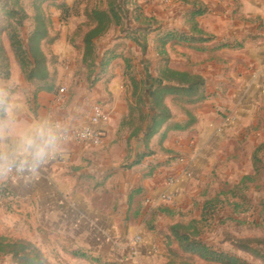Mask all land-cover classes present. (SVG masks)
Returning <instances> with one entry per match:
<instances>
[{"label": "crops", "instance_id": "1", "mask_svg": "<svg viewBox=\"0 0 264 264\" xmlns=\"http://www.w3.org/2000/svg\"><path fill=\"white\" fill-rule=\"evenodd\" d=\"M161 1L144 3L162 30L173 23L166 20L173 16L188 32L184 17L191 7L176 0L177 13L165 14ZM196 1L207 10L199 25L212 41L202 45L206 51L177 45L167 51L179 59L170 58L172 69L205 79L204 99L176 106L168 100L171 119L147 146L131 138L133 132L123 125L132 91L124 85L118 92L111 89L116 80L126 83V70L117 76L107 71L98 77L100 85L72 92L61 107L53 103L57 90L37 92L18 76L16 63L10 80L0 84V162L5 167L18 159L20 139L37 124L52 126L60 118L65 125L83 127L96 104L109 113L101 128L102 146L58 143L62 162L50 158L21 177L7 173L0 178V187L8 189L7 198L0 195V214L10 207L17 219L15 231L32 233L27 240L40 253L60 256V264H125L129 248L124 236L131 231L142 234L144 244L135 248L130 263L152 264L164 250L161 231L198 219L206 201L254 174L252 156L264 144V79L257 77L264 74V0H205L207 6ZM118 62L125 65L117 59L111 69ZM143 138L144 132L138 139ZM136 143L144 151L134 162ZM248 152L253 173L226 188L228 167L231 171ZM174 158L183 163L177 165ZM170 178L173 185L167 184ZM172 194V202L163 201ZM190 208L192 214H185ZM4 221L8 225L9 219ZM153 244L157 253L151 250Z\"/></svg>", "mask_w": 264, "mask_h": 264}, {"label": "rangeland", "instance_id": "2", "mask_svg": "<svg viewBox=\"0 0 264 264\" xmlns=\"http://www.w3.org/2000/svg\"><path fill=\"white\" fill-rule=\"evenodd\" d=\"M14 1L19 3L22 12L27 16L24 26L19 29V35L25 44L26 51H28V40L35 27L34 18L37 13L36 8L38 6L40 8L44 24L47 28V38L43 40L41 49L48 62L47 68L51 75L49 84L52 85L53 92H56V90L59 91L60 88L67 86L68 95L72 92L76 94L78 92L77 90L80 88L85 87L91 89L96 84L97 86L100 85L102 80H98L99 76L96 63H99L105 52L109 51L114 54L128 57L132 60L131 65L133 67L131 75L124 78L126 83L124 84L123 79L116 80L115 86L113 88L111 87V89L118 92L123 89L124 85V87L128 86L131 91L134 84H136L139 89L144 90V96L148 102L158 82L156 71L160 58L154 49V40L158 34L156 32L147 34V46L146 50H144L142 33H137L136 25L132 22L129 23V16L136 10L143 11L144 14L155 17L147 12V8L149 7L144 3L146 0L117 1V5L121 8L123 13V20L120 26H113L107 35L99 40L93 41L95 55H97L96 63L84 62L83 60L85 48L84 37L93 28L87 16L94 9L106 10L107 0H54L47 1L40 5L36 0ZM203 3L207 6L205 0H203ZM12 5L13 3H9L8 0H0V44L4 48L9 65L8 79L5 77L7 75L6 70H0V84L10 80V77H12V68L15 63L19 70L18 76L23 77L26 81L10 48L8 37L3 32L5 13L2 12V10H9L12 8ZM160 5L162 7V9H160L161 12H165V14L167 11H174V13L178 11L176 0H171V2L170 0H164L161 1ZM162 20H164V18ZM166 20L173 21V23L166 25L167 29L173 31H181L183 29L182 24L178 27L179 21L177 24L174 23L173 16L168 19L166 18ZM144 23V20L140 18L139 24L142 25ZM130 24L131 26L129 28L131 32L125 35L124 30L128 28ZM166 28L159 32L164 34L167 31ZM127 36H130L131 39H128ZM171 53L172 51H169L167 55H170L169 58H171L172 61L179 60ZM10 58L12 67L10 65ZM122 64V62H118L112 69L110 67L108 69L111 73L110 76L121 75L122 70L124 74L126 66ZM178 65H181V63ZM262 74L263 72L259 73L257 77L259 78V75ZM131 77L133 78V85L129 80ZM104 78L108 79L109 74ZM29 85L35 88L37 92H40V89L43 88V85L38 83H29ZM110 85L112 86V84ZM136 102V98H133L132 105L136 106ZM147 105L148 106L145 107L146 109H144L145 114H152V110L149 109L150 103H147ZM137 109H141L139 104ZM263 118L264 115H262V119ZM137 120L138 118L136 115L133 128L130 129L129 126H127L132 132L137 126ZM132 146V143L131 146H128L129 154L133 151ZM249 148L250 146H247L248 150ZM249 154L250 152L241 158V161L236 162L237 166L233 167L231 171L228 167L223 176L225 178L224 183H227V186L229 185L226 188H229L237 182L242 175L253 173L249 165ZM262 156L261 164L259 165V173L250 175L253 181L248 182L244 186L236 185L237 188L230 189V191L227 192V195L231 198H243L247 202L249 201V203H245L246 205L238 210L240 213L245 212L244 214H246L248 212L249 214H241L243 216L234 215L230 210H223L217 215L216 219L210 217L206 222L200 221L195 226L196 230L199 232V237H202L201 240L205 244L217 250L226 251L235 255L246 261L247 264H264V157L262 159ZM0 195L6 198L8 197V189L3 185L0 187ZM2 209L4 214H0V221H3V225H0V236L7 237L12 241H23L30 244L31 242L27 240V237L28 235H32V233L15 231L14 227L15 223H17V219L13 216V212L10 207L8 209L7 207L6 209ZM184 213L191 215V208L185 210ZM194 216H197V213H195ZM6 218L9 219L8 225H6L4 221ZM186 224L188 225L187 222ZM167 246V242L164 239L163 253L154 257L152 264H205L197 259H187L181 255H176V257H174L172 251H177L175 244L171 243V246L168 248ZM41 254L49 264H60V256L47 255L42 252ZM0 264L15 263L10 259H0Z\"/></svg>", "mask_w": 264, "mask_h": 264}, {"label": "trees", "instance_id": "3", "mask_svg": "<svg viewBox=\"0 0 264 264\" xmlns=\"http://www.w3.org/2000/svg\"><path fill=\"white\" fill-rule=\"evenodd\" d=\"M47 1L54 0H36L39 5ZM118 0H107L106 10L94 9L87 17L93 28L84 37V62L97 61L95 55L94 40H99L111 30L113 26L118 27L123 20V13L121 8L117 5ZM185 5H189L191 10L186 13L184 19L188 32L186 31H166L164 34L159 32L162 26L157 18L151 17L143 13V11L136 10L129 16V23L136 25L137 33L143 35V46L146 50L147 34L156 32L158 35L154 40L155 52L158 55L159 63L157 67L158 82L152 91L150 99H145L144 90L138 88L131 77L129 80L134 84L132 91V99L136 98V106H130V113L124 121V126L133 128L135 116L137 115V126L131 134V138L144 143L146 146L149 141L157 136L162 129L167 125L171 119V112L167 105L170 100L174 105H192L204 99L205 79L198 75L187 71H179L171 68V61L167 55V47L169 45H177L184 48L194 49L197 51H206V48H201L202 45L212 41L200 28L199 19L206 15L205 7L196 0H179ZM13 3L9 10H2L5 13V21L3 32L8 37L10 48L14 57L20 67L22 74L25 76L28 83L42 84L43 88L40 92H53V87L50 85L51 75L48 71V62L45 54L41 49L43 40L47 38V28L44 24L42 14L39 6L36 8V16L34 18L35 27L28 40V51L25 50V44L19 35V29L24 26L27 18L26 14L22 12L21 6L14 0H8ZM139 9V6H138ZM140 18L144 20V24L140 25ZM131 24L124 30L125 35L130 33ZM146 34V35H145ZM131 39L130 36H127ZM226 47V46H224ZM117 59H122L126 66L125 77L131 75L133 67L128 57L113 52H105L99 63H96L98 76L105 74L112 63ZM6 70L9 75L8 59L4 52V48L0 44V70ZM1 77V76H0ZM8 79V78H7ZM131 89V88H130ZM56 90V89H55ZM150 103L149 109L152 114H145L144 109ZM138 104L140 110L137 109ZM145 122L143 131L142 124ZM144 132V138L138 139L140 133ZM264 144L259 146L252 156V164L254 167V174L259 173V165L261 164V156L264 154ZM143 156L139 158V161ZM251 176L242 178L238 186H244L248 182H252ZM237 188L236 186L232 189ZM230 191V190H229ZM227 191V192H229ZM227 192L221 193L216 197L208 200L202 207V212L198 219H194L188 225H176L170 228L168 233L160 232L167 242V248L174 243L177 251H172V255H181L187 259H197L205 264H247L243 259L232 255L226 251L217 250L205 244L199 237V232L196 230V225L202 221L206 222L208 218H215L224 211L230 210L234 215H248L247 212H238L242 206L247 202L243 198L235 199L236 197H229ZM240 201V202H239ZM240 213V214H238ZM241 215V216H243ZM249 217V216H248ZM171 253V252H170ZM0 259H10L15 264H49L42 254L31 244L23 241H12L7 237L0 236Z\"/></svg>", "mask_w": 264, "mask_h": 264}, {"label": "built area", "instance_id": "4", "mask_svg": "<svg viewBox=\"0 0 264 264\" xmlns=\"http://www.w3.org/2000/svg\"><path fill=\"white\" fill-rule=\"evenodd\" d=\"M260 79H264V74L259 75ZM64 86V85H63ZM68 91L67 86H64L56 92L54 98V105L61 107L67 101ZM109 113L108 110L101 104H96L92 108L91 116L88 122L83 127H75L74 125H65L64 121L60 118L52 123V127L58 132V143L60 144H74V145H87L90 147H100L103 144L104 133L101 130L104 123L108 121ZM51 158L56 159L59 163L63 161L60 154H54ZM176 159V158H174ZM183 163L182 159L177 158L176 164L181 165ZM7 167V166H6ZM26 171L20 168H11L7 173L13 176H23ZM169 185L174 184L173 178H170L167 182ZM174 200V195H167L163 201L172 202ZM125 242L129 248L128 256L126 260H122V263L131 264L130 260L135 257V248L142 246L144 244V239L142 234L127 231L125 233ZM151 250L158 252V245L153 244Z\"/></svg>", "mask_w": 264, "mask_h": 264}, {"label": "clouds", "instance_id": "5", "mask_svg": "<svg viewBox=\"0 0 264 264\" xmlns=\"http://www.w3.org/2000/svg\"><path fill=\"white\" fill-rule=\"evenodd\" d=\"M4 129L0 125V139L3 138ZM58 132L47 122L37 124L29 130L19 141L17 154L18 159L7 167L0 162V178L15 167L23 171L38 170L58 150Z\"/></svg>", "mask_w": 264, "mask_h": 264}, {"label": "water", "instance_id": "6", "mask_svg": "<svg viewBox=\"0 0 264 264\" xmlns=\"http://www.w3.org/2000/svg\"><path fill=\"white\" fill-rule=\"evenodd\" d=\"M143 152L144 151V147L141 143H136L135 144V149H134V156H133V161L135 162L138 158L139 152Z\"/></svg>", "mask_w": 264, "mask_h": 264}]
</instances>
